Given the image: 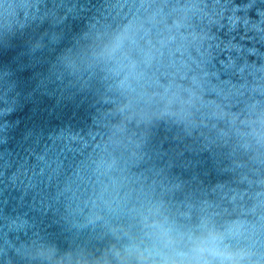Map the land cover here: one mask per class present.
<instances>
[{
    "label": "water",
    "instance_id": "1",
    "mask_svg": "<svg viewBox=\"0 0 264 264\" xmlns=\"http://www.w3.org/2000/svg\"><path fill=\"white\" fill-rule=\"evenodd\" d=\"M0 264H264V0H0Z\"/></svg>",
    "mask_w": 264,
    "mask_h": 264
}]
</instances>
